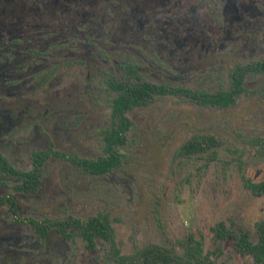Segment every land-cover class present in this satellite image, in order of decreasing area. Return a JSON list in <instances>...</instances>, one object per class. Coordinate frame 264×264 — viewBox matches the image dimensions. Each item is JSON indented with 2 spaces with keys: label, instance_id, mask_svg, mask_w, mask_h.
<instances>
[{
  "label": "rangeland",
  "instance_id": "374dc122",
  "mask_svg": "<svg viewBox=\"0 0 264 264\" xmlns=\"http://www.w3.org/2000/svg\"><path fill=\"white\" fill-rule=\"evenodd\" d=\"M9 6L0 3V29H5L7 39L16 35L14 22L21 16L18 13L15 20H5ZM92 7L84 6L81 11L86 13ZM98 7L96 11H100ZM97 16L95 24H101V15ZM82 18L80 14L75 17ZM104 18L109 19L105 27L108 34L101 36V31H95V36L88 38L94 47H85L84 37L79 36L77 43L74 41L79 46L74 51L75 62L57 58L60 63L52 68L47 81L27 90L26 103L33 107L28 111L32 119L23 131L25 136L32 134L36 124L37 132L49 137H45L46 142L65 156L95 159L105 155L103 131L112 123L111 100L115 96L107 81L128 78L137 83L135 76L122 69L123 64L142 66L148 76L140 81H162L191 92L214 94L231 89L229 74L236 66L264 60V47L243 49V41L235 38L225 50L194 52L184 69L182 64L171 66L170 60L159 63L170 75L158 73L153 68L158 61L152 55L148 60L154 64L146 69L142 60L145 52L139 47L130 55L122 52L123 41L131 37L126 24L113 14ZM61 19L55 28L66 18ZM123 27L125 30H120ZM133 55L141 58L135 61ZM176 71L183 73L175 78ZM128 117L132 124L126 143L118 148L121 163L109 173L90 175L56 158L45 163L40 190L45 201L39 202L40 218L86 219L101 213L110 221L121 254L155 244L182 255L186 238L192 237L202 245L203 254L216 263L249 264L248 256L237 253L234 237L215 241L213 228L222 222L232 234L245 232L254 242L255 225L264 222V197L252 196L241 178L264 182L262 150L247 144L248 139L264 138V72L247 74L243 92L226 109L199 106L181 96H154L149 104L131 109ZM14 135L11 140H18ZM193 136L213 137L218 142L216 152L211 149L204 154L179 156L181 145ZM108 248L98 240L96 247L87 251L76 236L69 242L63 264H114L108 259ZM35 264L48 263L39 260Z\"/></svg>",
  "mask_w": 264,
  "mask_h": 264
},
{
  "label": "flooded vegetation",
  "instance_id": "af4514ba",
  "mask_svg": "<svg viewBox=\"0 0 264 264\" xmlns=\"http://www.w3.org/2000/svg\"><path fill=\"white\" fill-rule=\"evenodd\" d=\"M13 1L23 2V0H0V3L6 6ZM52 2L63 5L60 14H68L69 18L79 16V11L88 5L94 6V11L92 7L91 12H83L82 17L90 15L96 19L97 13L102 17L113 14L118 21L126 24L131 34L130 41H123L122 52L130 55L129 52L139 47L145 52L142 60L146 63V69L150 67L149 64H154L153 60H148L152 55L158 61V65L152 67L158 73L167 75H170L168 70L163 69L159 63L163 65L170 60L171 66L182 64L181 69H184L185 64L195 56L194 52L204 51L208 54L210 51L225 50L227 43L235 38L240 42L243 41V49L253 51L260 46L264 47V0H52ZM99 4H103V7L99 8ZM96 7L100 11H96ZM106 11H111V14ZM6 16L7 14L4 15V19ZM103 20L101 18V21ZM122 29L125 30V27L120 30ZM87 31L88 29L84 28L76 30V33L83 37ZM105 31V35L108 34ZM5 42V35L0 32V46ZM250 42L251 44H248ZM138 56L133 55L131 58L136 61L141 58ZM247 64L250 63L244 65ZM130 65L132 64L126 63L123 67ZM133 67L136 78L148 76L142 66L133 65ZM26 68L29 70L32 67ZM190 69L191 67L187 68L189 71ZM27 70L9 79L0 75V264H21V260H31L32 264L39 260L48 264H63L69 252V242L76 236L82 240L87 251H92L98 240L107 244L108 242L97 238L94 239V245L88 247V243L84 241L77 228L67 224V220L73 218L71 216L63 219L40 218L39 202L45 201V198L40 197L44 180L42 170L45 163L51 158L69 161L83 172L95 176H103L110 171L104 174L86 172L77 162H73V157L62 155L49 141L47 144L45 139L47 136H41L37 132L36 124L32 125L34 129L32 134L25 136L23 131L27 129L32 119L28 112L29 107H33L26 103L29 97L27 90L33 85L32 88L35 90L37 83L43 79L35 78L36 70L29 72ZM183 72L176 71L177 75L174 77L178 78ZM231 73L229 74L231 89L221 92L231 93L234 90ZM8 80H13L11 82L14 84H9ZM136 80L138 83L139 80ZM243 82L244 79L241 81V90L233 95L234 101L235 96L243 92ZM155 85L176 88L162 81ZM221 92L203 94L215 96ZM192 103L219 109L232 106L231 104L222 108L216 105ZM110 117L112 123L106 130L114 123L112 112ZM14 134L19 136L18 140H11ZM215 148L212 153L216 152ZM102 149L104 152V146ZM98 158L81 160L95 161ZM98 214L86 219H73L85 222ZM72 230L75 232L71 233Z\"/></svg>",
  "mask_w": 264,
  "mask_h": 264
},
{
  "label": "trees",
  "instance_id": "16d2710c",
  "mask_svg": "<svg viewBox=\"0 0 264 264\" xmlns=\"http://www.w3.org/2000/svg\"><path fill=\"white\" fill-rule=\"evenodd\" d=\"M9 4L11 6H9L8 17L6 16L5 20H8L9 17L11 18L9 19L10 21L15 20V16L18 13L21 16L16 18L14 22V27L16 28H14L13 32L16 33L15 36L7 39L6 37L8 36L3 32L5 29H0L6 40L0 46V75H5L4 77L9 79L18 75L21 71L27 70L26 67L30 66L33 69L30 68L27 70L28 72L36 70L35 78H43L41 82L37 83V86L44 84L53 74L52 68L57 67L60 63V59L57 58L61 57V59L75 62L73 58L75 55L74 51L79 46L77 47L74 41L77 43L78 39H80L76 30L88 29L86 35L83 36L85 39L84 46L94 47V44L88 38L95 36V31H101V36L105 35L104 30L109 20L101 16L105 20L101 24H95L97 19L90 17V15L83 17L82 20H76L73 16L69 18L68 14H60L63 11V5L55 4L52 0H23V2L17 3L13 1ZM92 9L94 11V8ZM76 10L78 11V8ZM88 12L91 11L89 10ZM82 13L79 11L80 15ZM107 13L111 14V11H107ZM64 17L66 19L62 23L63 25L55 28L56 26L54 25H57V22H61L63 20L61 18ZM92 23L93 25H91ZM23 60L24 63L19 62ZM122 69L128 76L135 75L136 77L133 65H130V67L122 66ZM45 72H49V74ZM251 72H264V61L236 66L231 73L234 90L231 93L221 92L215 96L197 92L192 93L189 90L180 88L159 86L140 81L138 78H136L139 80L138 83H132L128 78L120 81L109 79L107 85L109 89L115 92V96L111 100V112L114 123L110 129L103 131L105 156L95 161L81 160L75 157L72 160L91 174L109 172L118 167L121 162V154L118 148L126 143V132L132 124L128 117L129 110L149 104L154 96L166 95L181 96L200 105L209 104L226 108L234 103L233 95L241 90L242 79ZM11 81L13 80H8L9 84H14ZM247 144L254 148L259 147L264 155V138L255 137L248 139ZM217 146L218 142L211 136H193L181 145L178 155L204 154ZM241 178L244 188L252 196L264 197V182H253L243 177V175ZM67 224L77 228L79 234L90 248L94 245V239L100 238L108 242L109 259L115 264H225L210 260L207 255L203 254L202 245L192 237L186 238L182 255L176 254L170 248L155 244L135 248L130 254H121L114 241L108 217L104 214L90 217L85 222L70 218L67 220ZM55 225H58V223H55ZM255 228L257 239L254 242L249 239L245 232L232 234L222 222L215 225L213 232L216 237L215 241H221L226 237L233 236L237 253L241 256H248L251 259L249 264H264V222L256 223Z\"/></svg>",
  "mask_w": 264,
  "mask_h": 264
}]
</instances>
